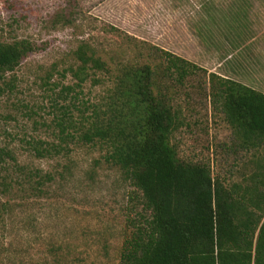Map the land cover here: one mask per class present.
Instances as JSON below:
<instances>
[{
  "label": "rangeland",
  "instance_id": "1",
  "mask_svg": "<svg viewBox=\"0 0 264 264\" xmlns=\"http://www.w3.org/2000/svg\"><path fill=\"white\" fill-rule=\"evenodd\" d=\"M23 39L34 49L8 75L17 88L0 96V146L64 178L58 174L48 195L19 201L7 230L0 226V264H119L133 222L148 215L100 146L73 143L70 154L47 158L22 146L32 137L58 142L50 105L62 85L76 82L69 68L81 44L131 63L155 61L153 46L162 48L264 92V0H0V42ZM208 90L196 76L180 88L184 125L173 143L181 159L208 164L252 203L264 195V143L244 146ZM84 92L94 100L100 88L89 81Z\"/></svg>",
  "mask_w": 264,
  "mask_h": 264
},
{
  "label": "trees",
  "instance_id": "2",
  "mask_svg": "<svg viewBox=\"0 0 264 264\" xmlns=\"http://www.w3.org/2000/svg\"><path fill=\"white\" fill-rule=\"evenodd\" d=\"M150 47L149 54L160 52L155 61L131 63L81 44L77 67L69 68L76 82L62 85L50 105L58 142L25 138L23 148L47 158L70 154L73 143L100 146L106 162L123 170L148 215L133 222L119 264H264V195L246 203L208 164L181 159L173 143L184 125L179 90L193 77L208 84L212 106L244 146L264 143V92ZM33 49L26 39L0 42V96L17 88L8 75ZM89 81L100 88L94 100L84 98ZM57 172L0 146V226L7 228L19 201L48 195L58 176L64 178ZM52 248L59 258V247Z\"/></svg>",
  "mask_w": 264,
  "mask_h": 264
},
{
  "label": "crops",
  "instance_id": "3",
  "mask_svg": "<svg viewBox=\"0 0 264 264\" xmlns=\"http://www.w3.org/2000/svg\"><path fill=\"white\" fill-rule=\"evenodd\" d=\"M239 28H241V26H239ZM238 31L240 32V29H238ZM241 33V32H240ZM236 48H238L237 46H236Z\"/></svg>",
  "mask_w": 264,
  "mask_h": 264
}]
</instances>
